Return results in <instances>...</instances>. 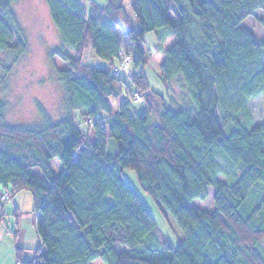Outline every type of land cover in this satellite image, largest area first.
<instances>
[{"label":"trees","instance_id":"16d2710c","mask_svg":"<svg viewBox=\"0 0 264 264\" xmlns=\"http://www.w3.org/2000/svg\"><path fill=\"white\" fill-rule=\"evenodd\" d=\"M15 1L0 0V49L22 53ZM107 1L99 11L79 0H46L63 48L76 53L58 54L69 67L60 73L64 118L22 129L7 123L0 107V197L29 191L42 217L36 224L41 246L31 259L18 250L16 261L264 264V124L253 127L247 112L249 101L264 94V43L241 27L264 12V0H134L133 21L124 19L128 27L122 29L131 51L116 33L126 0ZM162 29L177 41L164 51L159 71L167 93L174 92L173 82L184 87L183 103L174 106L144 72L145 37ZM87 48L95 64L80 56ZM122 49L131 55L129 69L137 70L127 75L131 91L146 102L142 114L132 107L141 102L122 100L128 86L121 74L129 69L113 74ZM77 116L92 127L95 142ZM109 139L116 153L108 151ZM220 157L240 169L236 181L219 180L229 175ZM55 159L65 166L60 177L50 164ZM37 168L45 178L33 174ZM125 170L136 172L168 228L176 222L181 229L178 246L155 239L160 227ZM210 187L214 211L192 205L206 201Z\"/></svg>","mask_w":264,"mask_h":264},{"label":"rangeland","instance_id":"374dc122","mask_svg":"<svg viewBox=\"0 0 264 264\" xmlns=\"http://www.w3.org/2000/svg\"><path fill=\"white\" fill-rule=\"evenodd\" d=\"M79 1L85 4L87 9L96 7L99 11L105 9L108 5L107 0ZM133 2L134 0H126L123 3L121 22L127 18L130 22L133 21L134 15L133 11H131ZM12 6L22 32L21 35L24 37L25 49L22 53L7 52L0 49V107L5 113L6 122L13 127L25 129L43 126L49 121L57 123L58 120L64 118L68 113L66 88L60 73L69 70L67 62H64L58 54L66 53L67 55L75 57L76 53L67 48H63L60 35L56 25H54L46 0H17ZM104 22L109 23V20L106 19ZM122 24V28L117 26L116 33L123 47L131 51L132 45L127 41L125 33L122 30L124 28L127 29L128 24H125V22ZM241 27L247 29L259 45L264 43L263 11H257L254 17H250L244 21ZM144 41V47L149 56L147 65L144 67V72L148 77L149 85H151L152 89L157 93L165 97L168 94L170 96L169 101L171 105L174 106L178 101L183 103L184 94L182 93L184 87H182L181 83L173 82L174 92H171V96L169 92L167 93L164 84L161 83V74L159 72L161 62L165 58L164 51L171 48V46L177 42L175 36L169 29H162L159 32H149ZM80 56L83 57L86 65L95 64V62H97L91 48H87ZM128 69L129 67L126 70ZM136 71L134 65H131L129 73H120L125 78L126 85L128 86L125 87L123 98L125 101L129 100L131 102L130 88H133L127 74ZM149 92L146 94L148 95ZM249 102L247 107L248 119L253 127H260L264 124V94ZM145 103L146 102L133 104L132 107L138 114H142L146 109ZM113 107L117 110L116 104ZM77 117L82 130L90 136L91 141L95 142V133L92 127H90L84 118ZM108 151H110V153H116L118 151L112 139H109ZM80 157L81 154L76 155L78 161ZM220 158L221 163L224 164L229 175L228 177L219 175V180L228 183L236 181V179L239 178L240 169L230 166L226 159ZM50 164L57 177H60L64 173L65 166L60 160H52ZM32 172L34 175H40L45 178L40 168L33 169ZM124 177L126 182L138 192L142 202L145 203L155 222L159 225L160 229L155 231V239L158 241L166 238L167 241L170 240L175 246H178L184 234L181 229L178 228L176 222L172 220L175 223L172 228L173 230L168 228L158 206L152 201L148 193L144 192L141 188L135 171L125 170ZM1 191L3 190H0V194ZM215 192V188L210 187L209 197L206 201L196 200L192 205L198 209L213 212V197ZM6 195H8L9 198L7 201L4 202L0 198V220L2 211L5 210L4 212H6L2 227H9L11 229L8 232V236L10 235V238L13 239L15 236L13 235L12 229L17 223H20L19 229L21 234L23 229V234L28 235L31 229L23 222V219L35 217L32 212L34 208L33 196L29 191L19 192L13 197H11L10 192L7 191ZM18 208H20V210H18L20 211L19 214L16 210ZM21 222L24 223L23 227ZM177 231L180 233V239H178L179 233ZM260 249L264 252V241L261 243ZM94 264L103 263L101 260H97Z\"/></svg>","mask_w":264,"mask_h":264},{"label":"crops","instance_id":"0c3cea01","mask_svg":"<svg viewBox=\"0 0 264 264\" xmlns=\"http://www.w3.org/2000/svg\"><path fill=\"white\" fill-rule=\"evenodd\" d=\"M122 100L124 102V99ZM122 100H120V103ZM120 103L116 104V106H120ZM116 108L117 110L119 109L118 107ZM34 209L35 207L32 209V212L34 213L35 217L23 219V222H25L27 226L29 227V229H31V231L28 232V235L23 234V229H22V234H21V231L19 229L20 223H17V225L13 227L12 229L13 235L15 236V238L11 239L10 235L8 236V232L11 229L9 227L8 228L2 227V223L4 221L2 219L0 220V264H17L18 261H16V254L18 250L20 249L26 250L25 257L28 259H31L34 253V250L41 246L42 242H41V239H39L38 237L36 224L42 219V217H41V213L36 214L34 212ZM16 210L18 211L20 210V208ZM17 213L19 214L20 211H18ZM23 222H21L22 227L24 225Z\"/></svg>","mask_w":264,"mask_h":264},{"label":"built area","instance_id":"2783aa9c","mask_svg":"<svg viewBox=\"0 0 264 264\" xmlns=\"http://www.w3.org/2000/svg\"><path fill=\"white\" fill-rule=\"evenodd\" d=\"M131 60H132L131 55L127 54L126 50L122 49L119 52V57H118L119 66L116 67V69L113 71V74L116 77H119V74L129 67V63L131 62ZM130 96H131V100H133L135 103H140L143 100L142 94L138 92L130 91ZM0 198L4 202L9 199L8 195L6 194L2 195ZM17 264H20V263L18 262Z\"/></svg>","mask_w":264,"mask_h":264}]
</instances>
